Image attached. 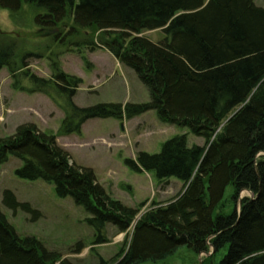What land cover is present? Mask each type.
Here are the masks:
<instances>
[{
  "label": "trees",
  "instance_id": "1",
  "mask_svg": "<svg viewBox=\"0 0 264 264\" xmlns=\"http://www.w3.org/2000/svg\"><path fill=\"white\" fill-rule=\"evenodd\" d=\"M29 4L35 23L52 28L72 13L80 29L99 31L100 42L122 66L135 73L149 94L146 104H99L74 107L77 80L57 71L52 84L32 77L34 90L47 86L65 95L71 113L63 121L66 135L88 119L132 118L154 111L159 121L186 128L206 140L188 147L176 135L156 154L139 152L125 160L133 172H150L158 181L170 178L184 191L133 226L128 248L118 264H137L169 254L178 247L192 253L224 252L218 262L264 264V8L253 0H0V9L17 11ZM161 30L164 39L137 37ZM14 48L0 45V70L9 68ZM222 131L213 137L220 123ZM212 138V139H211ZM11 156L21 162L15 176L51 184L58 198H70L86 214L93 244L107 243V228L126 233L136 210L111 201L89 169L71 163L52 136L20 126L0 138V166ZM227 186L232 199L247 191L240 211L217 212ZM7 210L34 218L39 213L2 194ZM75 250L81 251V247ZM0 264H73L35 237H20L0 211Z\"/></svg>",
  "mask_w": 264,
  "mask_h": 264
},
{
  "label": "rangeland",
  "instance_id": "2",
  "mask_svg": "<svg viewBox=\"0 0 264 264\" xmlns=\"http://www.w3.org/2000/svg\"><path fill=\"white\" fill-rule=\"evenodd\" d=\"M253 1L264 8V0ZM36 13L33 6L24 3L14 12L0 9V45L14 48L13 73L7 67L0 70V138L12 137L18 127L29 125L52 136L68 153L71 163L92 172L96 184L111 201L136 210V214L126 233L109 227L107 243L95 245L93 231L85 223L87 214L70 198H58L51 184L17 178L15 170L22 164L11 156L0 166V211L17 235L35 237L45 248L73 264H118L136 222L175 200L185 188L183 182L173 178L158 181L150 172H133L125 160H135L139 152L156 154L164 142L176 135H185L188 147L205 146L206 140L186 128L162 123L154 111L132 118L88 119L78 132L65 135L62 129L71 113L69 99L56 94L52 85L43 92L34 90L32 77L52 84L55 73L61 71L77 80L70 100L79 109L99 104H146L149 94L135 73L100 43L102 33L78 28L72 13L56 26L42 28L35 23ZM137 37L157 43L164 34L161 30L142 31ZM223 126L224 122L220 123L212 138ZM4 191H10L18 202L27 203L39 216L7 210L2 205ZM232 194V187L227 186L218 213L239 212L241 200L252 198L243 191L233 201ZM78 247L81 251L76 253ZM223 253L215 256L209 248L207 254L196 255L178 247L159 259L137 264H204L211 257L216 263Z\"/></svg>",
  "mask_w": 264,
  "mask_h": 264
},
{
  "label": "water",
  "instance_id": "3",
  "mask_svg": "<svg viewBox=\"0 0 264 264\" xmlns=\"http://www.w3.org/2000/svg\"><path fill=\"white\" fill-rule=\"evenodd\" d=\"M240 203V202H239ZM241 204V203H240ZM240 204H239V206H240ZM213 251V250H212Z\"/></svg>",
  "mask_w": 264,
  "mask_h": 264
},
{
  "label": "bare ground",
  "instance_id": "4",
  "mask_svg": "<svg viewBox=\"0 0 264 264\" xmlns=\"http://www.w3.org/2000/svg\"><path fill=\"white\" fill-rule=\"evenodd\" d=\"M60 148V147H59ZM241 206V205H240ZM207 254V253H206ZM211 254V253H210Z\"/></svg>",
  "mask_w": 264,
  "mask_h": 264
}]
</instances>
